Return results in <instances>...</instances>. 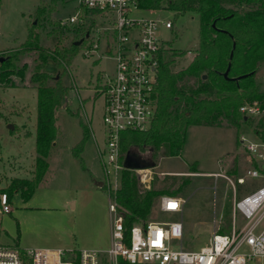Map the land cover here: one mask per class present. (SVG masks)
<instances>
[{"label":"rangeland","instance_id":"374dc122","mask_svg":"<svg viewBox=\"0 0 264 264\" xmlns=\"http://www.w3.org/2000/svg\"><path fill=\"white\" fill-rule=\"evenodd\" d=\"M41 2L56 4L46 21L48 31H53L54 21L67 19L79 9V0H0V53L26 41L28 22ZM140 15L173 21V28L161 26L160 34L166 43L184 52L177 57L176 68L187 66L198 47V15L189 12L176 17L168 9L142 11ZM98 28L104 30L105 23L100 21ZM69 34V39L76 35ZM95 37L96 34L87 41L71 66L69 110L63 107L58 111V136L45 179L30 198L14 192L11 197L4 193L6 197L0 199L1 243L15 245L19 240L18 246L24 249L104 250L110 246V189L99 149L106 147L107 138L105 73L114 72L115 61L90 52ZM37 57V51L23 55L19 62L22 75L0 83V110L5 116L0 118V190L16 178L34 176L38 100L31 74ZM47 69L55 72L54 64L49 63ZM258 78L264 86V65ZM77 112L89 130L81 159L73 154V146L83 136ZM10 124L14 125L13 130ZM251 129L247 123L234 127L227 121L218 126H192L182 152L163 157L148 171V187L158 176L157 187L185 201L181 212H163L159 200L149 218L159 222L181 221L185 249L199 251L209 244L219 225L221 232L232 231L235 193L231 179L236 184L238 199L260 184V179L246 173V153L239 141L241 134L253 138ZM128 151L139 155L135 148ZM142 156H138L140 160H150L149 155ZM238 176H245L246 182L238 184ZM4 203L10 206L9 212L3 211Z\"/></svg>","mask_w":264,"mask_h":264},{"label":"trees","instance_id":"16d2710c","mask_svg":"<svg viewBox=\"0 0 264 264\" xmlns=\"http://www.w3.org/2000/svg\"><path fill=\"white\" fill-rule=\"evenodd\" d=\"M142 6L147 10H172L176 17L194 12L199 17L200 30L194 57L180 69L176 68L177 57L184 52L173 48L171 43L163 44L155 88L157 116L149 129L123 133L127 148L137 149L140 158L149 155L150 160L142 161L154 168L163 157L182 152L192 126H218L227 121L231 126L240 127L247 123L256 130L262 128L264 136V116L246 118L240 111L246 103L258 102L264 108V86L258 78L264 65V0H143ZM55 9L56 4L41 2L28 22L26 41L0 53V83H8L13 76L22 75L23 69L19 67L22 56L38 52L31 74L38 100L34 176L16 178L0 190L9 197L14 192L31 197L50 169L59 130L58 111L63 107L69 110L71 66L89 41L88 33L93 27L92 22L88 27H71L54 21L53 31H48L46 21ZM68 32L76 35L69 39ZM49 63L54 64L55 72L47 69ZM229 65L227 78L225 72ZM75 114L80 117L79 112ZM3 117L0 110V118ZM80 123L83 136L73 146V154L79 159L89 136L81 117ZM158 178L148 187L138 169L122 171L114 197L118 212L124 217L127 242L132 226L146 224L162 196H174L156 186ZM120 264L131 263L121 257Z\"/></svg>","mask_w":264,"mask_h":264},{"label":"built area","instance_id":"2783aa9c","mask_svg":"<svg viewBox=\"0 0 264 264\" xmlns=\"http://www.w3.org/2000/svg\"><path fill=\"white\" fill-rule=\"evenodd\" d=\"M143 0H79V9L61 25L85 26L93 23L89 39L96 37L90 52L98 57L115 61L113 73H105L104 124L106 147L99 149L104 167V178L109 185L111 212V243L104 250L29 248L0 242V264H120L125 258L131 264H264V136L263 129H251L253 138L245 134L239 141L245 149L246 173L260 179V184L241 199L234 187L233 228L221 232L220 225L209 244L199 251L183 247L184 225L181 221L146 224L135 223L127 242L124 217L118 212L114 192L120 186L122 171L131 153L123 143V133L147 130L157 116L155 97L159 54L165 41L160 27L173 28L172 20L146 15ZM86 10V11H84ZM105 23L104 30L98 23ZM240 111L248 117L264 116L260 103H246ZM138 169L141 179L148 184V171ZM245 176H238L237 183L244 184ZM113 191V192H112ZM3 193L0 197L5 198ZM184 200L164 195L160 199L163 212H181ZM3 211L11 210L7 203ZM240 215V216H239ZM222 218V216H221ZM216 222V220H215ZM221 223V222H220Z\"/></svg>","mask_w":264,"mask_h":264},{"label":"water","instance_id":"95a60500","mask_svg":"<svg viewBox=\"0 0 264 264\" xmlns=\"http://www.w3.org/2000/svg\"><path fill=\"white\" fill-rule=\"evenodd\" d=\"M81 43H82V40L77 42V45H80ZM232 55H233V53H232ZM230 67H231V65H229L227 71L225 72V77H227V78H228V74H229V71H230ZM9 128L13 129L14 125L10 124ZM125 166H126V168H129V169L148 168V165L146 163H144L142 160H140L138 157H136L134 155H130L127 158ZM102 185H103V183L99 184V186H102Z\"/></svg>","mask_w":264,"mask_h":264},{"label":"crops","instance_id":"0c3cea01","mask_svg":"<svg viewBox=\"0 0 264 264\" xmlns=\"http://www.w3.org/2000/svg\"><path fill=\"white\" fill-rule=\"evenodd\" d=\"M26 179H30V178H26ZM99 184H100V183H99ZM37 189H38V188H37ZM35 191H36V190H35ZM34 193H35V192H34ZM34 193H33V194H34ZM32 196H33V195H32ZM32 196H31V197H32ZM29 198H30V197H29ZM16 244H17V245L20 244L19 240L16 241Z\"/></svg>","mask_w":264,"mask_h":264}]
</instances>
